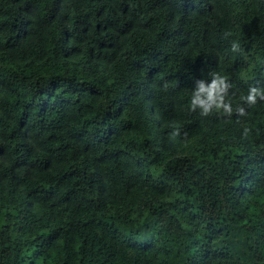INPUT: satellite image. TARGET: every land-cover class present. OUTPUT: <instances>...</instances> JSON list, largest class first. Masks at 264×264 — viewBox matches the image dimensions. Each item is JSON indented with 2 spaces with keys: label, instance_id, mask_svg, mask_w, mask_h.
Returning <instances> with one entry per match:
<instances>
[{
  "label": "trees",
  "instance_id": "trees-1",
  "mask_svg": "<svg viewBox=\"0 0 264 264\" xmlns=\"http://www.w3.org/2000/svg\"><path fill=\"white\" fill-rule=\"evenodd\" d=\"M251 86L264 0H0V264H264Z\"/></svg>",
  "mask_w": 264,
  "mask_h": 264
},
{
  "label": "clouds",
  "instance_id": "clouds-1",
  "mask_svg": "<svg viewBox=\"0 0 264 264\" xmlns=\"http://www.w3.org/2000/svg\"><path fill=\"white\" fill-rule=\"evenodd\" d=\"M232 50L238 51L239 45L233 43ZM229 88L230 85L223 77L215 75L211 83H206L203 79L196 81L191 100L192 110L201 109L202 116L209 115L213 109H220L231 115L232 107L229 103L225 102V96ZM244 100L249 106L255 105L258 100L264 101V88L251 86ZM237 114L241 116L245 115V109L243 107L238 108Z\"/></svg>",
  "mask_w": 264,
  "mask_h": 264
}]
</instances>
